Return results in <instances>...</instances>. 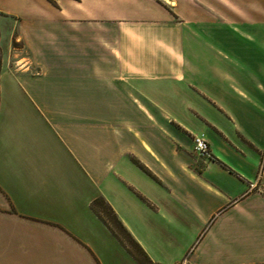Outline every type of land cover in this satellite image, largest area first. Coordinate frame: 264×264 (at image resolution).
<instances>
[{
    "label": "crops",
    "instance_id": "0c3cea01",
    "mask_svg": "<svg viewBox=\"0 0 264 264\" xmlns=\"http://www.w3.org/2000/svg\"><path fill=\"white\" fill-rule=\"evenodd\" d=\"M48 1L0 72V264H264V0Z\"/></svg>",
    "mask_w": 264,
    "mask_h": 264
},
{
    "label": "rangeland",
    "instance_id": "374dc122",
    "mask_svg": "<svg viewBox=\"0 0 264 264\" xmlns=\"http://www.w3.org/2000/svg\"><path fill=\"white\" fill-rule=\"evenodd\" d=\"M174 1V0H173ZM48 0H0V72L4 67L26 63L28 51L19 37L18 21L23 16L29 19L32 9H46ZM146 110V109H144ZM103 217L119 232L116 221L106 205L99 203Z\"/></svg>",
    "mask_w": 264,
    "mask_h": 264
},
{
    "label": "built area",
    "instance_id": "2783aa9c",
    "mask_svg": "<svg viewBox=\"0 0 264 264\" xmlns=\"http://www.w3.org/2000/svg\"><path fill=\"white\" fill-rule=\"evenodd\" d=\"M195 143H196V148L203 152V153H208L209 146L207 144V141L203 137H196L195 138ZM263 161H264V153H263ZM263 169V162L261 163L260 169L258 171V175L256 178V181L251 183L250 188H256L257 190L264 191L263 187L260 185V178H261V172Z\"/></svg>",
    "mask_w": 264,
    "mask_h": 264
},
{
    "label": "trees",
    "instance_id": "16d2710c",
    "mask_svg": "<svg viewBox=\"0 0 264 264\" xmlns=\"http://www.w3.org/2000/svg\"><path fill=\"white\" fill-rule=\"evenodd\" d=\"M97 202H98V204L99 203H102V204L106 205V207L108 208V210L112 213V215H113V217H114V219L116 221V224H117L118 228L120 229V231L122 233H124L126 236H130L129 233L127 232L125 226L123 225L122 221L119 219V217L117 216V214L115 213V211L113 210V208L109 204L106 203V201L104 200V198H102V197L101 198H97L95 200V204Z\"/></svg>",
    "mask_w": 264,
    "mask_h": 264
},
{
    "label": "bare ground",
    "instance_id": "6f19581e",
    "mask_svg": "<svg viewBox=\"0 0 264 264\" xmlns=\"http://www.w3.org/2000/svg\"><path fill=\"white\" fill-rule=\"evenodd\" d=\"M167 1H168L169 3H172V4L174 3V2H173V1H171V0H167Z\"/></svg>",
    "mask_w": 264,
    "mask_h": 264
}]
</instances>
